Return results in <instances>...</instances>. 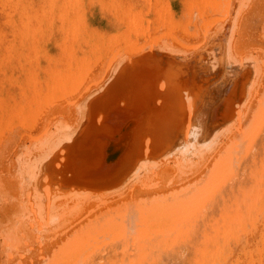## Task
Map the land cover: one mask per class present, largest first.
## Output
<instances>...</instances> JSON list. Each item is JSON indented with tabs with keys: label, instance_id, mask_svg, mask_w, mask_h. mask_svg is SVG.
Returning a JSON list of instances; mask_svg holds the SVG:
<instances>
[{
	"label": "bare ground",
	"instance_id": "bare-ground-1",
	"mask_svg": "<svg viewBox=\"0 0 264 264\" xmlns=\"http://www.w3.org/2000/svg\"><path fill=\"white\" fill-rule=\"evenodd\" d=\"M107 237L105 264H264V0H0V264Z\"/></svg>",
	"mask_w": 264,
	"mask_h": 264
},
{
	"label": "rangeland",
	"instance_id": "rangeland-1",
	"mask_svg": "<svg viewBox=\"0 0 264 264\" xmlns=\"http://www.w3.org/2000/svg\"><path fill=\"white\" fill-rule=\"evenodd\" d=\"M127 81H129V80H127ZM129 83V84H128ZM127 84L129 85L128 86V88L129 89H133L134 88V86H135V84H133L132 85V83L129 81V82H127ZM120 86H123V85H121L120 84ZM122 88V87H121ZM121 88H119L120 90H118L116 93H114L113 95H112V98H111V96L110 95H108V96H105L104 98H102V100L100 99V101H98V105H97V107H95V114H94V116L93 117H95V115H96V117H95V120L96 121H94V123H92V125H91V127H93L94 128V125L96 126V125H99V124H101V126L102 125H104V123H107L111 128H112V125H113V123H111L110 122V120H109V118L110 117H108V118H106L105 119V117L106 116H109L108 114H109V111L111 110L110 108H109V105H110V107H114L115 109H120L121 107H119V108H117V104L119 103V102H121V103H119L118 104V106H121V105H123V102H124V97H125V91L126 90H124V93H120V92H123V88H122V91H121ZM120 91V92H119ZM118 93V95L119 94H121V96L123 97V98H121V96L119 95V97H117L118 95H116ZM109 96H110V98L113 100V101H111L112 102V104H109V103H111L110 101H109ZM115 98V99H114ZM110 99V100H111ZM115 101V102H114ZM119 101V102H118ZM123 101V102H122ZM14 102V104H15V101H13ZM103 102H105V104L103 103ZM115 103H117V104H115ZM114 104V105H113ZM106 105H108L107 107H106ZM101 108V109H100ZM22 108H20L19 110H21ZM104 109H106V112H105V110ZM113 110V111H116V110ZM111 112H112V110H111ZM105 113V114H104ZM102 114V115H101ZM105 115V116H104ZM103 116V117H102ZM121 116V118H122V114L120 115ZM120 116H118V117H120ZM99 117H101L99 120H98V118ZM25 119H26V122H28V120H29V118L27 117V116H25L24 117ZM103 118V119H102ZM132 119H134V116H130V118L127 120V121H125L126 122V125L128 126V125H136V124H138L140 121H141V124H140V128L141 129H143L142 127L144 126V119H139L137 122H135V121H133ZM105 120V121H104ZM137 120V119H136ZM99 121V122H98ZM102 121V122H101ZM107 121H109V122H107ZM101 122V123H100ZM122 122H124V121H122V120H120V121H116V126L118 127L119 126V124L121 125L122 124ZM98 123V124H97ZM143 123V124H142ZM94 124V125H93ZM143 125V126H142ZM98 127H100V126H98ZM97 128V127H96ZM140 136H141V140L140 141H143V138L144 137H146V133L144 132V134H143V132H142V134H140ZM114 139V138H113ZM144 141H145V139H144ZM110 144H114V143H110ZM76 147V146H75ZM74 147V148H75ZM84 148H87L88 149V145H85V147ZM89 148H92L91 146H89ZM100 153L102 152V151H104V148L103 147H101L100 146ZM74 150V151H73ZM72 150V152L74 153L75 152V149H73ZM88 153H90V150L88 149L87 150V155H86V151H85V156L88 158V159H91V157L88 155ZM91 154V153H90ZM93 155V154H92ZM85 156L83 157V158H85ZM68 161H69V159H68V157H67V160L65 161L66 162V165H65V162H63L61 165L63 166V164H64V166L66 167V166H68ZM60 167L61 166H59V169H60ZM72 174V173H71ZM73 175V174H72ZM85 179H87V177H85ZM232 183V181H230L229 182V185ZM105 189H108V188H106V187H102V189H100V191L101 192H103V190H105ZM106 191V190H105ZM178 227L176 226V225H173V224H170V223H166V222H162V221H158L157 223H153V222H151V223H149L148 225H147V227H146V232H147V234L148 235H159V236H157V238L155 237V236H149V238L150 237H155L156 239H158L159 240V242H158V240H157V247H158V254L157 255H159V257L157 258V261L159 262L160 261V259L162 258V259H165V260H169L170 258H173L172 256H173V254H174V252H175V246H174V244H175V239L173 238V230L174 229H177ZM113 240V242H112V244H109V245H107V244H100L99 245V247H97V248H95V249H93L94 250V254H96L97 255V257H98V260H99V264H105V262L107 261V260H109V262H113V261H115L116 259H117V256L118 255H115L117 252H119L121 249L119 248V243H121V240L118 238V237H116V238H113V239H110L109 237H107L106 239H105V241H112ZM91 248H88V250H90ZM93 252V251H92ZM108 262V263H109ZM66 264H81V259L80 258H78V256H73L72 258H71V260L69 261V262H67ZM86 264H90V262H88V263H86Z\"/></svg>",
	"mask_w": 264,
	"mask_h": 264
}]
</instances>
